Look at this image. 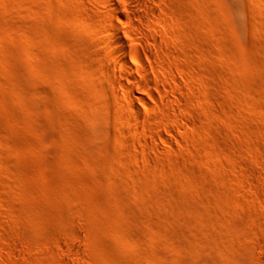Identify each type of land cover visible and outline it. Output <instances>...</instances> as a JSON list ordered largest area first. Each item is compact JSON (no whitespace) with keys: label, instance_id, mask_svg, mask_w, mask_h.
<instances>
[{"label":"rangeland","instance_id":"obj_1","mask_svg":"<svg viewBox=\"0 0 264 264\" xmlns=\"http://www.w3.org/2000/svg\"><path fill=\"white\" fill-rule=\"evenodd\" d=\"M0 264H264V0H0Z\"/></svg>","mask_w":264,"mask_h":264},{"label":"bare ground","instance_id":"obj_2","mask_svg":"<svg viewBox=\"0 0 264 264\" xmlns=\"http://www.w3.org/2000/svg\"><path fill=\"white\" fill-rule=\"evenodd\" d=\"M114 11H113V15H115L117 17L118 16V11H116V9ZM111 14H112V12H111ZM119 20L120 19L118 18V21ZM146 20H147V22H146L147 24L144 27V29H142L143 30V36H145V37L150 36L151 37L152 36L151 32L158 28V23H156V21L153 18H151V17H147ZM107 24H106L107 26L103 30V37H102V40L105 42L104 43V48L106 50L107 56L109 57V59L111 61L115 62L116 65H118L120 67V69L122 71H124L131 80H133L138 86L141 87L142 84L136 80V78L134 76V71L132 70V66L138 65V58L136 56H132V55L130 56V54H129V57H130L129 59L130 60L128 62H126V55H128V52H127V45H126V43L124 41V38L122 36L123 32L121 31V29L117 25L113 24L112 22L111 23H107ZM153 40H154V45H159L160 46L161 42L159 40L157 41L154 38H153ZM169 40L170 39H168V41ZM101 49H103V48H101ZM101 66L103 67V65H101ZM109 67H110V65L107 64L106 68H109ZM139 76L142 79V81L145 84H147V85L152 82V79L150 78V76L146 72L139 73ZM111 79H113L112 82L110 81L112 83L111 85H113V87L115 86L116 88L120 87L122 93L125 94L126 96H128V97H136L137 96L134 93L133 88L128 86L122 79H119V78L115 79L114 77H111ZM116 88H114V89L116 90ZM164 98L167 99V96L164 95ZM142 101L144 102V106H145L147 104V102L144 99ZM116 102H117V100H116ZM122 106H124L123 102H122ZM135 113H136V115H141L140 109L139 108H135Z\"/></svg>","mask_w":264,"mask_h":264}]
</instances>
